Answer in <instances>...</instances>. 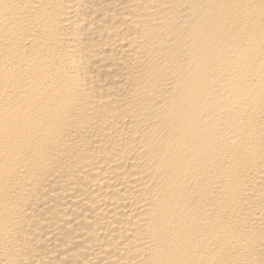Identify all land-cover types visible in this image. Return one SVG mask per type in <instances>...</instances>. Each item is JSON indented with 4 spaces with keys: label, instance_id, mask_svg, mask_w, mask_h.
I'll return each mask as SVG.
<instances>
[{
    "label": "bare ground",
    "instance_id": "1",
    "mask_svg": "<svg viewBox=\"0 0 264 264\" xmlns=\"http://www.w3.org/2000/svg\"><path fill=\"white\" fill-rule=\"evenodd\" d=\"M0 264H264V0H0Z\"/></svg>",
    "mask_w": 264,
    "mask_h": 264
}]
</instances>
